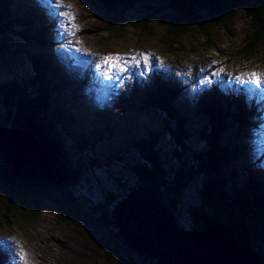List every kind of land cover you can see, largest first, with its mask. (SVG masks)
Instances as JSON below:
<instances>
[{"label":"trees","instance_id":"1","mask_svg":"<svg viewBox=\"0 0 264 264\" xmlns=\"http://www.w3.org/2000/svg\"><path fill=\"white\" fill-rule=\"evenodd\" d=\"M85 1L87 4L89 3L92 6L94 12H97V19L106 23L107 19L104 20V15L109 16L110 12L112 11L106 8H101L99 5H95L90 0ZM202 9L218 12V14L210 16ZM239 9L243 11V15L249 20L248 25L250 28L255 31L250 39L251 44H254L258 41L264 42V0H170L169 3H165L162 7H158L156 12H161L160 16L162 20H157L160 23V27L169 32V39L167 41L173 46L178 42L177 40L180 38V36L184 34L185 22H190L191 27L201 28L202 30L205 26L208 28H213L216 25V21L220 19L219 16H221L223 12H229V19L227 21V24L229 25L230 22L234 21L237 10ZM48 14L49 18L53 21L55 14H53L51 10H48ZM99 14L102 15L99 16ZM196 16L198 19L196 22H194ZM15 17L20 19L17 14H15ZM163 17L166 18L163 19ZM244 30L246 32L245 34L247 35L249 33L248 26H246ZM249 38L250 35H248L247 39ZM198 39L195 38L196 43L201 41V37H198ZM195 42H193L191 45L195 44ZM59 89H62L65 93H69V98H72L71 95L74 96L73 93H76L73 90L66 91L63 87H59ZM29 95L32 94L29 93ZM29 100V96L25 99H21L22 105L24 106V104H27ZM28 104L39 105V101H32V103ZM0 110L6 113L8 119H13V121L20 124L26 123L28 118L29 120L31 118L37 119L39 122L46 124L44 121L46 117L43 114L42 107H36V112L31 118L26 115V111L19 106L18 102H14L12 100L0 102ZM39 110L42 111V118L38 115ZM66 117L73 118L74 116L72 114V116L67 115ZM78 117L82 120L80 116ZM256 118L258 123L264 122V118L261 117V115H257ZM79 123L81 124V122ZM182 138H184V136H182ZM48 140L51 146L57 148V141L55 139L49 136ZM38 141L39 143L44 144V139L39 138ZM48 148H50L51 152H53L52 150L54 149L52 147L48 146ZM209 155L210 159L206 160V162H208L207 164H200L191 170L189 168L190 171L185 173L189 176L196 174L199 176V178L205 177L201 180L203 189L196 190L192 194V189L190 187H186L181 191V196H179V191L173 187L168 189L165 188L166 193H168L170 196L169 198L173 207L183 206L185 209L188 207L190 216H192V226L196 225L197 228H200V221H214L220 225L225 230V232L232 236L228 238V241H233L241 247L252 249L257 253L264 263V185L258 178V180L255 181L256 185L246 187L242 191L234 190L231 199H228V195L220 188L222 182L219 183L216 180H211V175H209L210 171L215 169L221 163V160L224 157H218V152L216 155L213 154V152H211ZM63 167L66 168V165ZM260 168L262 171H264L263 165H261ZM71 169L75 171V167H73V165ZM65 170H67V168ZM7 174L0 171V201L3 200L4 206L8 205L11 202V199L14 197L18 199L24 198V193H26V191L16 189L11 183ZM79 175L80 174H78V176ZM150 175L155 177V179H159V183L156 184L157 187H164L165 180L162 181L158 173ZM74 183L78 185L77 180L73 181V184ZM191 186L195 188L192 183ZM84 187H86V185H83V187L78 185L73 186V189H84ZM177 188H179L178 184ZM57 190L61 191V186H58ZM173 193L174 197L172 196ZM72 196L73 194H71V197ZM82 197L87 201H94L93 197L86 195H83ZM179 197H182V202L178 201ZM214 197H216L219 204L215 203ZM106 198H108L107 204L109 205H113L115 201L116 203L118 202L112 194L106 195ZM222 205L225 208H223ZM209 206L210 209L219 210L220 213L223 214L214 216V213L209 212ZM25 213L26 211L24 214ZM108 213L104 212L102 220H96L97 223H100L102 226L107 228V232L104 233L105 238H109L110 241L116 242L113 244V247L103 250L105 255H110L109 258L106 256L105 259L109 260L110 264H154L152 260L147 262L146 260L140 259L142 256L136 253V249L130 246L124 238L117 235L118 230L112 222L110 212ZM185 215L186 213H182L180 218L183 220L186 226L190 227V217L187 216L186 218Z\"/></svg>","mask_w":264,"mask_h":264},{"label":"water","instance_id":"2","mask_svg":"<svg viewBox=\"0 0 264 264\" xmlns=\"http://www.w3.org/2000/svg\"><path fill=\"white\" fill-rule=\"evenodd\" d=\"M82 2L88 5L85 0ZM92 2L102 8L112 6L109 0ZM91 10L94 9L91 7ZM40 154L34 156L30 148L23 147L13 137L0 134V170L8 173L16 189L34 193L54 192L55 190L48 188V183L52 182L53 186H61L62 196L70 195L53 164H49ZM26 200L35 201L33 197ZM26 200L15 203L25 207ZM60 202L64 201L58 199L57 204ZM57 204L58 211L62 212L61 205ZM169 213L170 216L156 205L149 195L139 191L121 203L114 210L113 217L119 232L124 234L128 243L139 252L148 255L155 264H263L250 250L249 253L256 260L246 253L239 257L228 244L230 236H222L220 230L218 232L214 228L204 230L191 228L186 232L179 230L174 222V214L171 210ZM220 237L225 240H221ZM114 243L116 242L111 241V245H105L104 248L109 249Z\"/></svg>","mask_w":264,"mask_h":264},{"label":"rangeland","instance_id":"3","mask_svg":"<svg viewBox=\"0 0 264 264\" xmlns=\"http://www.w3.org/2000/svg\"><path fill=\"white\" fill-rule=\"evenodd\" d=\"M40 1L43 2V4H45V2L43 0H40ZM71 1L80 10L82 22L88 27L87 38L90 41H94L98 44H104V45H107L109 47L115 46L119 42H123L127 45L132 44L131 39H133L134 42H139V43L144 42V43L158 44V45H161L162 43H168L167 40L169 39L168 38L169 32L165 31V29H163L161 27H157L156 25L152 26L154 29L148 28L146 23L150 24L151 21L139 23L138 24L139 29H138L137 33L133 32V33L124 34L121 31V27L125 24L120 25V22H118L116 25H109V24L102 22L99 19H97L98 14H97V12H93L91 10L92 6L89 3H88V5H89L88 6V5L81 3L79 0H71ZM90 1L92 2V0H90ZM46 5H48V4H45V6ZM239 5L241 6L240 3H239ZM100 15H102V14H99V16ZM228 19H229V12L225 16L221 17L220 19H218L216 21V25L213 27V29L211 31V35L217 37V40L213 39L214 44L216 42H218V43L222 42L223 43V44H221V46H222V45L226 44L227 42L234 40L233 37L236 35V33H234V32H238V31H242V35L244 36V38L248 37V34L247 35L245 34L246 32H245L244 28H246L247 24L249 23V20L245 18V16L243 15V11L241 9L237 10L236 17H235V19L233 18L234 21L230 22L231 25L227 24ZM104 20H105V18H104ZM241 27L243 28V30ZM155 29H156V31H155ZM227 29H228V31H227ZM222 32H224V34H222ZM232 33H234V35H232ZM198 37H201V36L199 34H196L191 38H186L185 44L190 46L193 42H195V38L198 39ZM199 42L200 41H198L197 43H199ZM263 43H264L263 41L260 42V44H263ZM195 44H196V42H195ZM199 47H200V45H198V44L192 46L193 49H197ZM174 48H177L179 50H181V49L184 50L182 43L180 46H175ZM63 88L66 91L73 90L76 93L78 92L77 89L76 90L74 89V86H68V87H63ZM65 94H67V96L69 95V93H67V92ZM0 134H3V133L0 131ZM4 135H12V134H4ZM225 155H227L226 152H224L222 157H225ZM235 165L237 168H239L241 165V162L240 161L235 162ZM245 165H246V167H250L251 165H255L254 166L255 168H256V165H258V167H261L259 162H258V164H256L253 162V160L247 162ZM260 169L261 168H259V170ZM243 185L244 186L241 189V191L244 190L246 187H251L253 185V182L243 183ZM118 190H122V189H117V192L120 193ZM48 194H52L55 197V201H57L58 199H61V198L65 201H68V199H69L68 196H71V194L68 196H66V195L62 196L63 195L62 192L60 194L56 190L54 192H51ZM72 197L70 199L75 201V202H73V204L76 207V209L78 210V212H80L81 210H84L86 212V214H88V216H91L90 210L85 208L83 206V204L78 202L79 196L73 195ZM55 204H57V202H55ZM57 205H61V210H62V212H64L65 216H60L59 214H56V213L47 212L50 214V217L48 219L42 220L39 217H32L31 219H29L27 221L28 225L29 226L39 225L43 229L46 228L47 230L56 232L58 235H60L59 236L60 239H62V240H63V238L66 239L73 248L80 251V256H79L80 257V264H110L109 260L105 259L106 256L109 258L110 255H108L107 253H106L107 255H105L102 251H100L94 245L92 246V243H91L89 237L84 233V231H82L81 228L76 223H74L73 221H69V220L65 219V218H67L66 216L68 215V212L70 215L73 213V210L71 208H69V204L64 203V202H60V204H57ZM25 214L28 215L27 212ZM45 217H46V215H43V218H45ZM94 223L96 224V229H94L95 231H93V238L95 240H97L98 236H100L104 232V229L97 222H94ZM229 236L232 237L231 235H229ZM214 237L217 238V236H214ZM67 252L68 253L71 252V249H68ZM3 254H4V252H3ZM249 255L252 258H254L252 254L249 253ZM141 259L146 260V258H141ZM254 259L256 260V258H254Z\"/></svg>","mask_w":264,"mask_h":264},{"label":"snow or ice","instance_id":"4","mask_svg":"<svg viewBox=\"0 0 264 264\" xmlns=\"http://www.w3.org/2000/svg\"><path fill=\"white\" fill-rule=\"evenodd\" d=\"M61 0H56V6H60ZM61 15H65L64 13H61ZM159 58H157L158 61ZM123 60V57H121L119 54H106L104 55L100 60H98L95 64L96 69H100L102 65H105L107 68V71L100 72L99 74L103 76L104 79H109L108 71H111L112 69H115L117 74L123 73L127 71V68L130 65L129 61H124V63H120V61ZM140 61H143V69L144 71L148 70V56L145 53H140V60H135V58L132 59V62L135 63L136 67H140ZM207 79V77H205ZM236 80H240V77H236ZM243 85V82H241ZM250 83L255 85L257 88L264 87V83H262V78L260 75L256 72L251 73V79ZM247 91H251V89H246ZM18 259L23 262L25 261V253L21 249L20 251L16 252L15 254Z\"/></svg>","mask_w":264,"mask_h":264},{"label":"bare ground","instance_id":"5","mask_svg":"<svg viewBox=\"0 0 264 264\" xmlns=\"http://www.w3.org/2000/svg\"><path fill=\"white\" fill-rule=\"evenodd\" d=\"M31 1V0H29ZM46 8L47 10H51V12L53 14H55V12H53V8L52 6H49V5H46ZM32 13L34 14V12L32 11ZM74 89L76 90V88L74 87ZM262 117V116H261ZM254 122H257L258 123V120L257 118L254 119ZM254 163L258 164V162L260 163V166L263 165L264 166V161H259V160H255L253 161ZM49 187L50 189H53V190H56L57 192H59L61 194V191H58L57 190V187L58 186H53L54 183L52 182H49ZM48 193H51V192H47V193H44V194H48ZM68 196V195H66ZM70 197V196H68ZM73 198V197H72ZM228 243L230 244L231 248H232V251H234L239 257H243V254L246 253L247 255H249V249L248 248H244V247H241L239 246L237 243L233 242V241H228ZM245 249V250H244ZM250 256V255H249Z\"/></svg>","mask_w":264,"mask_h":264}]
</instances>
